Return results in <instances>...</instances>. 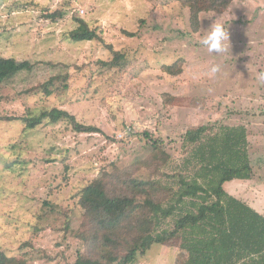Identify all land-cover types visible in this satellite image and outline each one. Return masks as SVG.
<instances>
[{
  "label": "rangeland",
  "instance_id": "rangeland-1",
  "mask_svg": "<svg viewBox=\"0 0 264 264\" xmlns=\"http://www.w3.org/2000/svg\"><path fill=\"white\" fill-rule=\"evenodd\" d=\"M212 14L222 15L229 32L220 54L199 43ZM78 20L101 32L104 43L71 40ZM200 20L194 33L184 0H0V57L36 65L0 84V251L26 264H73L84 252L78 238L84 187L114 169L141 175L137 163L148 158L168 159V165L143 168L145 178L179 172L189 130L236 126L243 114L255 113L264 90L256 81L264 70V0H231L226 12L205 11ZM107 45L124 55L120 66H103L114 58ZM180 59L181 75L163 71ZM213 65L220 71L210 75ZM52 78L47 95L42 85ZM54 108L100 132L77 133L67 122L47 121L26 129L24 118ZM250 156L256 170L260 163L255 152ZM247 182L235 180L226 189L254 198ZM180 253L154 245L135 264H176Z\"/></svg>",
  "mask_w": 264,
  "mask_h": 264
},
{
  "label": "trees",
  "instance_id": "trees-1",
  "mask_svg": "<svg viewBox=\"0 0 264 264\" xmlns=\"http://www.w3.org/2000/svg\"><path fill=\"white\" fill-rule=\"evenodd\" d=\"M190 9V24L194 33L200 30L201 13L226 12L231 0H184ZM210 7L204 8L203 3ZM62 14H53L57 19ZM69 34L75 42L99 41L101 32L83 20ZM129 38L138 33L127 32ZM114 55L103 66H120L124 55L107 45ZM35 64L0 57V84L22 71H33ZM172 76L183 73L184 60L164 66ZM67 76L63 81H66ZM52 78L42 85L47 95ZM68 89V84L64 86ZM1 120V118H0ZM45 121L49 124L67 122L77 133H99L66 110H43L38 116L24 118L26 129H35ZM149 136V135H147ZM188 158L179 172L157 174L148 178L143 168L159 171L168 159L148 158L137 163L135 175L119 173L117 169L104 172L80 191V204L85 210V221L78 238L84 252L73 264H135L154 245L179 247L176 264H264V216L247 203L226 192V183L248 181L253 177L248 133L245 126H201L184 136ZM157 149L158 142L153 141ZM154 154V153H153ZM156 174V173H155ZM161 175V177H159ZM0 264H26L0 251Z\"/></svg>",
  "mask_w": 264,
  "mask_h": 264
},
{
  "label": "crops",
  "instance_id": "crops-1",
  "mask_svg": "<svg viewBox=\"0 0 264 264\" xmlns=\"http://www.w3.org/2000/svg\"><path fill=\"white\" fill-rule=\"evenodd\" d=\"M255 101L257 102V106H258V108L255 110V113L251 114L250 112H246V114H243V115H246V119L243 121V123L236 124V126H245L247 129V133L249 132V134L250 133L252 134L251 136L249 135L248 137L249 153L251 152L253 156L255 152V157L253 156V158H255L256 162H259L260 165H257L256 170H253V177L251 180H248L247 189L251 191L252 190L256 191V193L254 195V198L243 199L241 195L237 197V195L229 192L226 189V186L228 185L229 182L224 186V188L227 193L247 203L255 211H257L258 213L264 216V199H263V196L261 195L264 192V156H263L264 152H263V149L261 148L262 142H259V139H261V141L262 139L264 140V90L260 91V94L258 95ZM258 134H260V136L257 138ZM257 150H259L258 155H256ZM250 161H251V156H250ZM251 166H252V169H254L252 162H251ZM258 196H261V198ZM253 205L256 208L253 207Z\"/></svg>",
  "mask_w": 264,
  "mask_h": 264
},
{
  "label": "clouds",
  "instance_id": "clouds-1",
  "mask_svg": "<svg viewBox=\"0 0 264 264\" xmlns=\"http://www.w3.org/2000/svg\"><path fill=\"white\" fill-rule=\"evenodd\" d=\"M213 17H216L214 20ZM211 21L210 26L205 29L208 34L199 41V43L205 47L208 52L220 54L226 50L225 41L229 39V32L225 29L223 23V17L216 16L215 14L208 15L206 17ZM198 21L201 23L203 20H200L198 17ZM220 71L219 65H213L210 69V75H214ZM256 81L258 84L264 85V70L257 72L256 74Z\"/></svg>",
  "mask_w": 264,
  "mask_h": 264
}]
</instances>
